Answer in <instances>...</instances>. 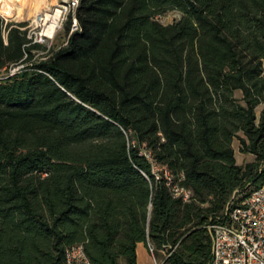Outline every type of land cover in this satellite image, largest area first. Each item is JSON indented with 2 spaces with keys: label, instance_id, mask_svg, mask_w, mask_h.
I'll list each match as a JSON object with an SVG mask.
<instances>
[{
  "label": "trees",
  "instance_id": "16d2710c",
  "mask_svg": "<svg viewBox=\"0 0 264 264\" xmlns=\"http://www.w3.org/2000/svg\"><path fill=\"white\" fill-rule=\"evenodd\" d=\"M77 18L36 58L0 15V71L24 65L0 79V264H66L77 243L137 264L148 240L178 244L164 264H209L208 220L264 178V0H81Z\"/></svg>",
  "mask_w": 264,
  "mask_h": 264
},
{
  "label": "built area",
  "instance_id": "2783aa9c",
  "mask_svg": "<svg viewBox=\"0 0 264 264\" xmlns=\"http://www.w3.org/2000/svg\"><path fill=\"white\" fill-rule=\"evenodd\" d=\"M81 0H47L42 4L32 17L27 20L14 21L25 23L22 27L27 32V38L31 44H40L43 50H34L35 56L46 54L51 50L65 47L69 43L70 36L80 29L77 11ZM1 15V14H0ZM6 23L17 20L14 17L1 15ZM70 23V30L66 32V26ZM64 33L60 44L56 38ZM56 43V44H55ZM24 65L11 67L10 74H15ZM153 165V170L159 172V178L163 173L175 198L190 202L193 199V191L173 182V174L164 165L158 164L151 153L144 151ZM236 193L226 203L224 210L210 217L206 227L211 236V258L209 264H264V178L259 187L253 189L250 194L241 199ZM147 247L151 252L155 264H164L171 257L178 244H167L163 251L162 260L156 256L155 245L148 240ZM66 264H94L85 251L84 244L77 243L67 248Z\"/></svg>",
  "mask_w": 264,
  "mask_h": 264
},
{
  "label": "rangeland",
  "instance_id": "374dc122",
  "mask_svg": "<svg viewBox=\"0 0 264 264\" xmlns=\"http://www.w3.org/2000/svg\"><path fill=\"white\" fill-rule=\"evenodd\" d=\"M2 1V0H0ZM47 0H6L2 3V4H6L8 10L12 13V14H17L20 13L22 14V19H17V20H12L14 21H19V20H27L29 17H32L38 10L41 9V6L43 3H45ZM52 1V0H50ZM56 0H54L55 2ZM182 16V13L180 11L177 10H169L167 11L164 15L159 16V20L164 23V24H170L173 23L174 21L178 20L180 17ZM11 17V16H8ZM15 18V17H14ZM17 18V16H16ZM64 38V33H62L61 35L58 36V38H56L57 43L60 44L62 42ZM56 44V43H55ZM41 51V50H39ZM44 54H39L36 56V58H43ZM11 72L10 69H2L0 71V79L1 78H5L7 77L8 73ZM237 96L241 97V92H237ZM260 106L258 109V113L261 110ZM237 141V140H236ZM157 173L159 172L158 170H156ZM254 189V186L252 185H247V187L242 190L241 192H237L236 193V197L237 198H241V197H247L250 192ZM141 244L138 245L137 247V255H138V263L137 264H155L154 262V258L151 254V252L149 251L146 243L144 242H140ZM162 249H158L156 250V256L159 260H162L163 257V251H161ZM140 259V260H139ZM121 264H127L124 260L121 261ZM165 264H171L169 262L165 263Z\"/></svg>",
  "mask_w": 264,
  "mask_h": 264
},
{
  "label": "crops",
  "instance_id": "0c3cea01",
  "mask_svg": "<svg viewBox=\"0 0 264 264\" xmlns=\"http://www.w3.org/2000/svg\"><path fill=\"white\" fill-rule=\"evenodd\" d=\"M261 109H262V107H261ZM233 146H234V149H235V156H236V160H237L238 164L241 165V164H245V163H248V162H253L255 160V155H253L251 153H243V152L240 151V143H239L238 140L234 141ZM140 244L141 243H139L138 245H140Z\"/></svg>",
  "mask_w": 264,
  "mask_h": 264
},
{
  "label": "bare ground",
  "instance_id": "6f19581e",
  "mask_svg": "<svg viewBox=\"0 0 264 264\" xmlns=\"http://www.w3.org/2000/svg\"><path fill=\"white\" fill-rule=\"evenodd\" d=\"M6 1V0H4ZM4 3L3 0L0 1V14L3 15V16H11V17H15L17 16V19H22V14L20 13H15V14H12L8 8H7V5L6 4H2Z\"/></svg>",
  "mask_w": 264,
  "mask_h": 264
}]
</instances>
